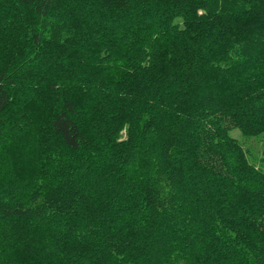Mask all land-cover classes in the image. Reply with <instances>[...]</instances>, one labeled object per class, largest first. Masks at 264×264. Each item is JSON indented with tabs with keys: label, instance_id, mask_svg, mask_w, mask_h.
<instances>
[{
	"label": "trees",
	"instance_id": "1",
	"mask_svg": "<svg viewBox=\"0 0 264 264\" xmlns=\"http://www.w3.org/2000/svg\"><path fill=\"white\" fill-rule=\"evenodd\" d=\"M0 264H264V0H0Z\"/></svg>",
	"mask_w": 264,
	"mask_h": 264
},
{
	"label": "rangeland",
	"instance_id": "2",
	"mask_svg": "<svg viewBox=\"0 0 264 264\" xmlns=\"http://www.w3.org/2000/svg\"><path fill=\"white\" fill-rule=\"evenodd\" d=\"M231 135L236 138L244 148H246L248 151L250 150L251 155L258 154L257 152H261V146H262V138H245L241 132L236 129L231 132Z\"/></svg>",
	"mask_w": 264,
	"mask_h": 264
}]
</instances>
